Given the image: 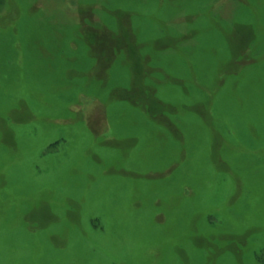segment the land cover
Here are the masks:
<instances>
[{"label": "rangeland", "instance_id": "obj_1", "mask_svg": "<svg viewBox=\"0 0 264 264\" xmlns=\"http://www.w3.org/2000/svg\"><path fill=\"white\" fill-rule=\"evenodd\" d=\"M0 264H264V0H0Z\"/></svg>", "mask_w": 264, "mask_h": 264}, {"label": "flooded vegetation", "instance_id": "obj_2", "mask_svg": "<svg viewBox=\"0 0 264 264\" xmlns=\"http://www.w3.org/2000/svg\"><path fill=\"white\" fill-rule=\"evenodd\" d=\"M87 15H89V14H87ZM89 18H90V15H89ZM120 27V29H119V33H117L116 34V36H117V38H115L119 43H121V44H124L125 45V42L127 41L126 40V37L125 36H127V38H131V39H133L129 34H128V32L126 31V29L124 28V26L123 25H121V26H119ZM94 28H92V26H90V27H86V30H88V31H91V32H93V33H95L96 34V36H97V38H100V40H101V38L102 39H105L104 37H103V35H106V36H110L111 35V33L109 32V30L106 28V27H103L102 29H94ZM96 30V31H95ZM110 34V35H109ZM99 35H102V36H99ZM121 35V37H119ZM246 44H243V43H241V47H238L237 48V52H238V54H243L244 55V50H245V46ZM111 61H112V59L111 60H105L103 63H104V65L107 63V66L109 65V64H111ZM138 80V77H137V74H136V72L134 73V75H133V79H132V81H137ZM73 107L71 106V109H72ZM102 112H103V110H102ZM96 113H98V112H96ZM98 115H100V114H98ZM103 117V116H102ZM102 119H104V117L102 118ZM98 125H99V123H98Z\"/></svg>", "mask_w": 264, "mask_h": 264}, {"label": "bare ground", "instance_id": "obj_3", "mask_svg": "<svg viewBox=\"0 0 264 264\" xmlns=\"http://www.w3.org/2000/svg\"><path fill=\"white\" fill-rule=\"evenodd\" d=\"M92 109V108H91Z\"/></svg>", "mask_w": 264, "mask_h": 264}]
</instances>
